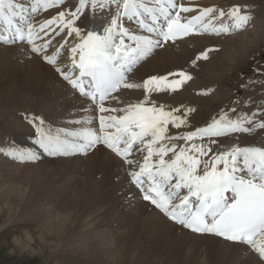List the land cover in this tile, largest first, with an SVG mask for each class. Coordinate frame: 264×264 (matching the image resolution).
Returning a JSON list of instances; mask_svg holds the SVG:
<instances>
[{"label": "snow or ice", "instance_id": "snow-or-ice-1", "mask_svg": "<svg viewBox=\"0 0 264 264\" xmlns=\"http://www.w3.org/2000/svg\"><path fill=\"white\" fill-rule=\"evenodd\" d=\"M64 3L65 0H28L26 6L19 0H0V43L21 47L27 44L31 53L56 65L68 40L59 43L52 55L44 53L65 30L66 37L74 34L76 42L70 47V65L55 70L81 97L98 105L99 132L91 126L54 130L45 127L43 118L33 116L29 122L37 133L34 144L42 152L15 145L0 152L14 162L27 163L40 160L42 154L86 156L106 148L124 164L135 166L137 161L130 158L134 148L137 154L146 151L138 170L125 169L142 200L182 229L215 235L233 243L239 250L240 264H264V146L253 143L213 150L215 144L223 146L221 138L264 130V120H257L264 112L249 115L244 111L237 113L233 107L222 111L205 127L168 135V125L181 128L194 109L188 108L183 116H178L175 113L180 108L165 110L163 106L149 104L150 96L153 92H176L192 76L178 71L151 76L142 84L129 80V74L141 62L169 42L190 35L219 36L244 30L253 19L248 7L243 6L242 10V6L236 5L227 12L220 9L218 16L214 15L215 7H205L185 19L183 13L196 9L185 6L181 0H79L74 11H59L51 19L40 21L38 26L34 23L36 14ZM89 5L93 11L111 9L110 23L85 31L81 17ZM225 16L229 22L216 23ZM126 22H134L136 27L126 26ZM45 37L48 39L43 43H36ZM210 51L213 49L202 52L196 59H207ZM192 63L195 65L196 61ZM141 87L146 93L142 101L124 108L105 107V101L114 99L113 94L121 88ZM239 102L237 99L235 103ZM117 112L123 115H116ZM230 112L237 114L233 117ZM75 123L90 125L91 121L81 119ZM181 140L185 141L183 145L173 143ZM170 153L171 158L166 159Z\"/></svg>", "mask_w": 264, "mask_h": 264}, {"label": "bare ground", "instance_id": "bare-ground-1", "mask_svg": "<svg viewBox=\"0 0 264 264\" xmlns=\"http://www.w3.org/2000/svg\"><path fill=\"white\" fill-rule=\"evenodd\" d=\"M19 2L24 3L26 6L28 4V0H19ZM181 2L187 7L196 9V11L190 12L189 16L183 13L182 16L185 19L197 15L199 10L205 7L216 6L217 13L214 14L216 16H218L220 9L227 12L233 7L232 5L222 4L218 0H181ZM71 4H73L71 9L66 8V10L74 11L79 6V0H71ZM236 5L240 4L236 3ZM64 6L65 3L58 8L36 14L34 23L38 26V23L43 19H51L59 11H63ZM112 14L111 9L100 10L97 8L93 11L89 5L84 16L81 17V21L86 25L85 31L105 27L110 23ZM256 19V23L260 21L264 23L262 11ZM227 22H229L227 16L223 20H216L217 24ZM77 24L79 25L80 21ZM250 28L251 21L242 32L234 36L232 34L237 31H233L228 36L226 34L219 36L192 35L174 44L157 49L132 73L129 80L130 82L142 84L145 80L142 76L138 79L133 78V76L136 74L163 76V73L168 74L173 70V72L183 71L181 69L187 67L188 71L191 69L190 75L196 85L199 86V92L193 96L190 90L189 92L186 90L184 84L180 90L169 94L176 105L180 106L181 109L183 107L182 112H178L177 115L183 116L186 109L192 108L194 111L187 116L190 121H194L197 114L194 112L201 105H208L215 113L217 108L224 105V97L226 96L224 90L227 88L223 86L225 85L223 81L233 71L237 70L244 60V55L250 54L262 38L259 37L261 35L259 31L250 30ZM65 33L56 36L52 40L51 47L47 50L49 51L48 54L54 53L59 43H62L64 39L68 40L59 61L60 66L70 65L71 60L66 61V58L70 59V47L76 42L74 34L73 37H66ZM53 36H55L54 33ZM198 36L200 37L193 38ZM189 38L192 39L186 42L185 40ZM47 39L48 37H45L44 40H37L36 43L39 45ZM227 39L231 40L226 41ZM184 47L190 49L184 52L178 51V49L182 50ZM208 49L218 52L211 53L213 51H210L207 59L197 60L195 65L191 63L197 57L193 55V52L196 55ZM19 59L22 62V67L18 64ZM0 60H4L2 63H8L15 68V72L9 74L6 83H0V114L5 111L4 109L7 110L11 107H6L10 104L33 105L37 102L39 106L53 107L57 111L55 118L70 119L73 126L76 124L75 121L81 119L90 120L92 123L95 113L89 104L79 99L68 88L65 81L60 79L58 74L53 73L52 67L43 62L41 55L31 53L30 46L6 47L0 44ZM56 67L54 66V69ZM42 83L45 84L44 93H46V96L43 95L44 97L34 99L32 97L34 94L29 92L27 88L35 86L39 90ZM207 90H212L216 96L207 97L209 96L205 95ZM143 91L146 95L145 90ZM155 93L158 92H153L152 95ZM197 95L204 96L197 97ZM47 98H49V102H45ZM143 99L141 88H123L116 96L115 105L126 107L128 104H134ZM149 104H151L150 101ZM85 107L87 110H85ZM13 123L21 125L18 121ZM92 125L93 123L89 126ZM205 126L202 125L201 127ZM192 127L196 126L192 123L191 125L186 123L177 129L169 124L167 134H186L192 132ZM15 128L18 130L21 126H15ZM196 129H193V131ZM221 140L223 146L221 144L213 145L214 151L227 150L233 145L243 147L257 143L264 146V130L257 129L253 134L235 133L229 137L221 138ZM29 143L30 147L33 146L36 150L34 141ZM173 143L183 145L185 141H173ZM0 148L7 147L6 145H0ZM100 149L86 155L87 157L85 156L80 163L74 159L76 166L79 165L78 168H83V171L88 174L85 177L73 178V187L77 191L75 195H69L65 192L68 195H51L52 198L47 196V187L53 178L51 171H54L55 168L58 169L57 165L46 167L50 172L45 171L43 166L37 169L32 168L33 166L24 169H21V166H15L0 171V197L3 202L0 201V220H2L0 234L16 215L30 213L32 218H35L39 214L37 219L43 220L39 228L40 234L37 233V236L27 231L25 237L15 236L12 238L14 246L20 251L21 255L35 258L38 256L47 258L49 256L50 260V257H53L61 247L66 248L71 245L69 240L71 241L75 237V240L82 244L83 249L89 255L96 257L103 264H194V262L198 264H240V253L236 245L220 241L211 236L201 237L190 234L171 224L165 217L156 212L150 204L141 202L135 189L126 179V165L124 162L107 150ZM171 155L168 159L171 158ZM48 157L58 159L55 161L69 159L67 157ZM6 158L16 164L11 158ZM140 161L143 162V157ZM7 164L6 159L0 157V167ZM120 167L122 169H119ZM39 187L40 190H38ZM37 195L39 197L36 200ZM46 198H50L53 202L42 204ZM89 204L91 208L89 213L93 218L91 224L87 225L81 211L82 206L87 207ZM84 222L85 224H82ZM37 243L40 248H35ZM10 252L13 255L17 254L14 249Z\"/></svg>", "mask_w": 264, "mask_h": 264}, {"label": "rangeland", "instance_id": "rangeland-1", "mask_svg": "<svg viewBox=\"0 0 264 264\" xmlns=\"http://www.w3.org/2000/svg\"><path fill=\"white\" fill-rule=\"evenodd\" d=\"M218 1H220L222 4L229 6L231 5L235 6L236 3H239L240 6H242V9L243 6H247L253 17V19L251 20L250 30L259 31V34H261L259 35V37L262 38L259 40V42L256 44V46L254 47V49L251 51L250 54H247V56L246 54L244 55V60L243 62H241L237 70L233 71V73L225 81H223V83L225 84L223 86L227 88L226 90H224V94L226 95L224 97V105L222 104L223 105L222 107L217 108L215 113L208 105H201L199 109L194 112L195 114L197 113L196 116L194 115L195 116L194 121L197 124V126L207 123V120L208 123H210L212 121L211 119L218 118V116L221 114L222 111H229L233 107L237 109V113L240 111H244L245 113L250 114L251 112L253 113L254 111H258V110H263L261 112H264V75H261V73H264V23L261 21L258 23L255 22L257 20L256 17H259V13H261V11L262 14L264 15V0H218ZM71 5L73 6V4H71V0H67L65 2V6L63 9L64 10H66V8L71 9ZM184 14L189 16L188 15L189 13H184ZM200 36L193 38H199ZM190 39L192 38H189L185 41L187 42ZM231 39H227L226 41ZM188 49L190 48L184 47L182 50L178 49V51L184 52ZM21 52L24 53V51L22 50ZM214 52H218V51H213L211 53ZM193 55L198 57L200 54L195 55V53L193 52ZM215 58H217V56H215ZM0 61H1L0 83L5 84L9 74H13L15 72V68L13 66H10L8 63L7 64L2 63L4 62V60H0ZM195 61H197V59H195ZM18 64L19 66L22 67V62L20 59L18 61ZM55 69L53 66L52 67V70L54 71V72L52 71L53 73H56ZM181 70L189 74L191 73V69L188 71L187 67H184ZM163 75L166 74L163 73ZM141 76L146 80L152 75L136 74L133 76V78L138 79ZM170 79H174V78L170 77ZM241 85H246V87L241 88ZM40 87L41 89L39 90L35 86L33 87L29 86L27 88L29 92L34 94L32 96L34 99H39L41 98V96L42 97L46 96L45 95L46 93H44L45 84L42 83V86ZM185 88L186 90H188V92L190 90V93L193 96H195L199 92V86H197L195 81H193V77L190 81L185 83ZM143 90L144 89L141 87V93L145 97ZM207 92L208 93L205 94V95L209 94V96L207 97L212 98V96L215 95V93H213L212 90H207ZM169 94H171L170 91L158 92L153 95L151 94L149 101L151 102V104L154 103L157 107L164 106L165 110L180 108V112H182L181 107L176 105L171 95ZM203 96L204 95H197V97H203ZM237 99H239L240 101L239 104L235 103ZM249 101L250 103H246ZM45 102H49V98H47ZM8 106L11 107H9L7 110L4 109L5 111L2 114H0V145H4V146L6 145V147L10 145H15L24 148H33V146L30 147V143H29L30 141L35 140L36 136L34 135V133L37 135L36 131L33 132V127H35L34 124L29 122V120L33 116L43 118L45 121V126L51 127L54 130L57 129V127L55 128L54 124L55 125L61 124L67 127H74L70 119L61 120L60 118L58 119L55 118L57 111L54 110L53 107H46V105L39 106L37 102H35L33 105L14 103L7 105L6 107ZM167 106H169L170 108H168ZM237 113L230 112L229 114L230 116L233 115L235 117ZM26 117L28 119H26ZM186 119L189 125H191V123L192 125H194L193 123L194 121L193 122L190 121L188 116L186 117ZM84 120L90 121L87 119ZM257 120L258 121L264 120V116L257 117ZM14 121L16 122L18 121L19 123H21V125L14 124L13 123ZM15 126L16 127L21 126V128L16 130ZM196 128L197 127L191 129L193 130ZM0 157L6 159V161L8 162L7 165L0 167V171L6 168H13L15 166H21L20 167L21 169L30 166H33L32 168L35 167L37 169L43 166L45 167L44 170L47 171L48 168L46 167L57 165L58 169L55 168L54 171H51V176L53 178H52V182L47 187V192H48L47 196L50 197L51 195L59 196L61 194H67V193H69V195H75L77 191H75L73 187V178L88 176V174L85 171H83L84 170L83 168L80 169L78 168L80 167L79 165L78 167L76 166L74 159L71 160L65 159V161L64 160L55 161L58 159H50L51 157H48L44 154L43 156H41V159L36 161L35 163L16 162L15 164L10 162L2 152H0ZM83 158L78 157L75 160H77L80 163V161L83 160ZM119 169H122V167H120ZM48 171L50 172V170ZM41 175H43V173H41ZM38 190H40V187L38 188ZM38 197L39 196L37 195L36 200L38 199ZM1 200L2 198L0 197V201ZM51 202L53 201L50 198H46L42 202V204H49ZM107 206H109V204H107ZM90 210H91L90 204L87 207L82 206L81 214L83 219L87 222V225L91 224V219L93 218V216L89 213ZM38 215L39 214H37L35 218H32L30 213H26V214L23 213L21 215H16V217H14L13 221L8 225V227L4 229L5 231L3 230V232L0 234V264H103L96 257H92L91 255H89L86 252V250L83 249L82 244L75 240V237H73L71 241L69 240V244L71 242V245L67 246L66 248L61 247L60 250L56 252V254L53 257L52 256L50 257V260H49V256L47 258H45L44 256L42 257L38 256L37 258H35L28 255L27 256L21 255L20 251H18L14 246L12 238L15 236L25 237V233L27 231L30 234H33L34 236H37V233L40 234L39 228L43 220L37 219ZM1 224H2V220H0V225ZM82 224H85V222ZM36 245L35 248H40V245L38 243ZM12 249L16 250L17 252L16 255H13L10 252ZM194 264H198V263L194 262Z\"/></svg>", "mask_w": 264, "mask_h": 264}]
</instances>
